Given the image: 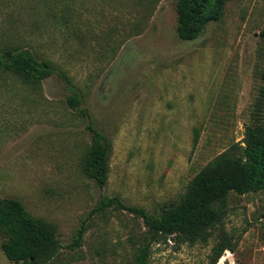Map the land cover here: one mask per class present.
<instances>
[{"label": "rangeland", "instance_id": "374dc122", "mask_svg": "<svg viewBox=\"0 0 264 264\" xmlns=\"http://www.w3.org/2000/svg\"><path fill=\"white\" fill-rule=\"evenodd\" d=\"M176 4L0 0V51L29 49L54 70L30 85L0 68V197L56 225L59 252L43 264H136L143 219L107 199L161 211L219 155L242 153L246 126L264 122V0H229L193 40L178 35ZM74 93L84 114L68 103ZM90 126L111 143L105 187L84 171ZM217 206L237 249L218 264H264V190L231 191ZM222 235L154 244L149 264H211ZM2 239L0 264H16Z\"/></svg>", "mask_w": 264, "mask_h": 264}, {"label": "trees", "instance_id": "16d2710c", "mask_svg": "<svg viewBox=\"0 0 264 264\" xmlns=\"http://www.w3.org/2000/svg\"><path fill=\"white\" fill-rule=\"evenodd\" d=\"M229 0H177V32L183 40L195 39L206 25L223 18ZM264 36V31L262 32ZM0 68L18 75L30 85H38L54 73L49 60L39 59L31 50L8 47L0 51ZM63 78L69 81L67 75ZM68 103L84 114L77 93ZM264 117V114H263ZM92 141L84 160V171L98 186L105 187L109 178L111 143L104 133L90 126ZM242 153L228 150L205 166L193 179L185 196L158 212L128 205L119 196L107 199L143 219L146 227L145 244L136 255V264H149L152 246L172 240L178 246L207 243L215 230L223 233L222 241L210 254L211 264H218L226 250L236 252V246L224 226V211L217 203L231 191L238 194L264 190V122L246 126ZM54 223L34 217L25 205L12 197H0L1 247L8 259L16 264H43L52 261L60 248ZM85 226L77 232L71 247L82 245ZM223 264H230L226 259Z\"/></svg>", "mask_w": 264, "mask_h": 264}]
</instances>
